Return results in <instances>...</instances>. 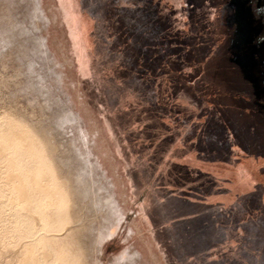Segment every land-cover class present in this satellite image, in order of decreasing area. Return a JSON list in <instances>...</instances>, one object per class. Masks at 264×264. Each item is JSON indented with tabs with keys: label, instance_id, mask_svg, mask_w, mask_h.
I'll list each match as a JSON object with an SVG mask.
<instances>
[{
	"label": "rangeland",
	"instance_id": "374dc122",
	"mask_svg": "<svg viewBox=\"0 0 264 264\" xmlns=\"http://www.w3.org/2000/svg\"><path fill=\"white\" fill-rule=\"evenodd\" d=\"M186 150L264 156V0H0V264H264Z\"/></svg>",
	"mask_w": 264,
	"mask_h": 264
},
{
	"label": "crops",
	"instance_id": "0c3cea01",
	"mask_svg": "<svg viewBox=\"0 0 264 264\" xmlns=\"http://www.w3.org/2000/svg\"><path fill=\"white\" fill-rule=\"evenodd\" d=\"M173 162L207 173L215 183L211 191H200L203 186L194 187L183 183L179 188L186 194L170 193L171 208L184 215L197 213L196 209L205 205H236L244 196L259 194L264 200V156L247 154L234 155L233 161L210 160L200 157L195 150H186ZM177 187H171L177 190ZM224 189V190H222Z\"/></svg>",
	"mask_w": 264,
	"mask_h": 264
}]
</instances>
